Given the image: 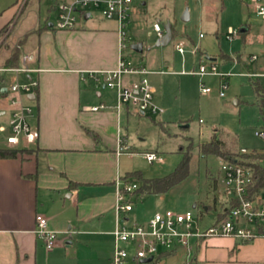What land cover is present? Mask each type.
I'll return each mask as SVG.
<instances>
[{
	"label": "crops",
	"instance_id": "0c3cea01",
	"mask_svg": "<svg viewBox=\"0 0 264 264\" xmlns=\"http://www.w3.org/2000/svg\"><path fill=\"white\" fill-rule=\"evenodd\" d=\"M245 11L255 13L252 4L245 6ZM260 20L259 36L253 34L252 23L244 24L239 30L237 35L242 44L254 39L264 41V21ZM46 23L51 27L34 34L37 36L35 44L30 45L24 34L6 46L0 45V68L12 48L22 42L19 63L14 68L22 66V56L32 55L33 60L26 65L36 70L13 74L10 78L7 73L2 76L6 96L0 99V126L6 130L0 132V136L9 133L8 120L13 110L9 102L12 94L6 89L14 81L32 80L38 85L35 93L20 96L22 104L31 109L27 121L37 134L36 142L29 148L32 152L15 159H0V264H111L115 184L128 173L124 167L125 153H135L123 135L122 115L142 114L129 108L117 113L116 94L104 85L101 71L117 67L118 30L111 32L103 25L57 30L52 27L53 23L47 20ZM5 25H1L0 30ZM6 32L9 36V31ZM177 40L185 41L174 38L173 46ZM220 57L228 62H241L239 53ZM250 59L254 68L245 75L256 78L264 88L259 80L264 78V46L260 57L251 55ZM138 67L145 69L146 75L152 74L145 67ZM140 77L126 75L124 82L129 84ZM150 86L154 100L156 88ZM100 105L104 108L91 111L92 107ZM3 147L8 145H0ZM69 182L75 187L70 189ZM36 215L46 219L47 230L53 233L55 245L50 250L35 234ZM215 216L203 223L201 215V226L213 224ZM124 221L129 226L144 223L131 222L130 213L124 216ZM125 247L132 259V248ZM185 255L181 249L166 254L158 262L141 263L140 260L135 263L264 264V238L250 242L227 237L193 240L188 260Z\"/></svg>",
	"mask_w": 264,
	"mask_h": 264
},
{
	"label": "rangeland",
	"instance_id": "374dc122",
	"mask_svg": "<svg viewBox=\"0 0 264 264\" xmlns=\"http://www.w3.org/2000/svg\"><path fill=\"white\" fill-rule=\"evenodd\" d=\"M53 1L0 0V26L6 23L9 31L6 43L26 34L29 44H35L37 30L46 20L53 23L56 19ZM259 2L264 5L263 0ZM250 4L249 0H135L130 8L128 24L123 29L127 35L128 57L125 60L152 71L144 77L156 88L153 102L161 113L122 115L123 135L135 149L133 154L125 153L124 167L128 173L141 172L143 178H160L171 173L180 161V152H187L192 146L189 172L184 180L163 195L130 198L131 222H146L155 212L165 210L176 213L192 210L195 215H202L205 223L220 212L226 200L221 160L212 155L201 156L198 152V146L207 143L214 132L223 133L226 138L235 137V151H264V139L255 134L264 133L258 99L251 86L256 78L245 75L248 70L253 71L250 57H260L264 41L254 39L242 44L236 35L246 23H252L255 36L260 34V18L245 11V6ZM185 13L188 19L182 21ZM98 18L86 23L79 21L77 27L85 25L87 29L103 25L117 32L114 22ZM156 21L161 28L166 22L170 23L172 37L187 42L183 55L174 50L173 40L164 47H154L157 38L151 25ZM230 32L235 34L231 38ZM138 42L143 45L142 53L130 49V45ZM236 53L241 55L239 63L220 57ZM213 64L219 76L191 74L200 65L209 68ZM6 76L10 78L13 74ZM259 80L264 86V78ZM202 88L210 92L203 94ZM4 137L5 134L0 136L1 146H6ZM147 151L158 153L163 162L149 164L144 156ZM193 205L197 209H193ZM128 260L126 264H136L131 257Z\"/></svg>",
	"mask_w": 264,
	"mask_h": 264
},
{
	"label": "built area",
	"instance_id": "2783aa9c",
	"mask_svg": "<svg viewBox=\"0 0 264 264\" xmlns=\"http://www.w3.org/2000/svg\"><path fill=\"white\" fill-rule=\"evenodd\" d=\"M249 1L254 7L255 14L264 21V5L259 0ZM134 4L135 0H57L55 7L57 15L52 27L57 30H73L79 21L86 22L84 16L87 14L91 16L88 20L98 16L106 21H114L118 27L117 67L110 71H101V74L104 75L105 87L116 94L115 111L119 113L121 110L129 108L142 115L158 114L161 113V110L153 102V89L144 77L147 73L146 70L125 60L128 57L127 35L123 29L128 24V12ZM151 29L158 39L164 35L158 21L152 23ZM234 35L233 32H230L229 38ZM174 48L179 55H183L186 49L185 41L177 40ZM255 58L253 56L252 60ZM32 60V55L22 56L21 67L0 68V77L5 73L17 75L36 71L26 65ZM191 74L219 76L215 65H211L209 68L200 65L198 70ZM90 75L93 73L91 72ZM126 75H141V77L139 80L125 84L124 76ZM224 85H226L225 82ZM37 86V82L32 80L25 83L14 81L6 89L9 94H12L9 102L13 107L8 120L9 133L4 138L5 143L10 147L28 149L36 142L37 134L27 121L31 115V109L22 104L20 96L33 94ZM201 92L207 94L210 90L202 88ZM220 96L222 97L221 93ZM103 108V105L95 106L91 108V111L96 112ZM5 130L6 128L0 126L1 133ZM255 134L264 139V133L256 132ZM240 153L248 152L241 149ZM144 156L149 164L163 162V158L155 152H147ZM220 171L223 175L222 182L226 200L217 215L222 213L224 216L217 219L216 215L214 223L207 227L201 226V215H195L192 210H186L183 213H176L172 210L155 212L144 223L127 225L124 216L132 211L130 198L138 185L134 181L117 180L115 184V227L112 232L114 247L111 264H125L129 258V251L125 246L132 248L133 261L139 262L152 258L150 262H154L162 253H173L181 249L186 252L185 256L188 260L193 240L227 237L241 242H250L264 238V188L256 190L251 187L253 171L235 162H221ZM126 197L127 199H125ZM35 223V234L44 241L47 250L52 249L55 243L53 233L47 230L46 219L41 215H36Z\"/></svg>",
	"mask_w": 264,
	"mask_h": 264
},
{
	"label": "trees",
	"instance_id": "16d2710c",
	"mask_svg": "<svg viewBox=\"0 0 264 264\" xmlns=\"http://www.w3.org/2000/svg\"><path fill=\"white\" fill-rule=\"evenodd\" d=\"M57 4V0L53 1L52 9H55ZM47 23L40 27L37 30V33L42 29H47ZM8 29V25H5L0 30V38H2V42L0 45L6 46V37L8 33L6 32ZM173 31V29H172ZM6 32V33H5ZM174 32V31H173ZM28 35H26L27 37ZM174 37H172V40ZM22 43V42H20ZM20 43L17 44L14 48H12L10 55L4 60L3 68H14L18 66L19 56H20ZM2 76L0 77V99L6 96V92L2 90ZM252 89L257 96L258 99V108L259 114L264 121V88L260 86L258 82H253L251 84ZM36 89H34L35 93ZM192 147V146H191ZM191 147L189 151L180 152L181 158L174 170L166 176L160 178L147 179L143 178L141 172L135 171L127 173L122 177L124 182L134 181L137 183V189L132 193V195H163L165 194L171 187L178 184L182 180H184L188 176L189 172V162L191 158ZM236 147V138L230 137L226 138L223 133L214 132L207 143L200 144L198 146V152L201 156H216L221 160V162H235L241 166L247 167L253 171V181L251 187L253 189H261L264 188V151L257 152L252 151L246 154H241L240 150L235 151ZM237 149V147H236ZM32 152L31 149H25L20 147H3L0 148V159H15L18 156H23L26 154H30ZM75 187V184L69 182V188ZM197 209V207H196ZM217 215V214H216ZM224 214H218L217 219H221ZM168 253H163L156 258V262L160 260V258L164 257Z\"/></svg>",
	"mask_w": 264,
	"mask_h": 264
},
{
	"label": "water",
	"instance_id": "95a60500",
	"mask_svg": "<svg viewBox=\"0 0 264 264\" xmlns=\"http://www.w3.org/2000/svg\"><path fill=\"white\" fill-rule=\"evenodd\" d=\"M90 18H91L90 14H87L84 16V21H87ZM187 19H188L187 14L185 13L182 17V21H187ZM48 27H51V24H48ZM162 29H163L164 35L162 36V38L157 39L155 41L154 47H164L168 45L172 40L171 24L166 22L165 24L162 25ZM131 49L132 51L136 53H141L142 43H136V44L131 45ZM193 209H195V205H193ZM151 259L152 258L144 259L141 261V263H148L151 261Z\"/></svg>",
	"mask_w": 264,
	"mask_h": 264
},
{
	"label": "flooded vegetation",
	"instance_id": "af4514ba",
	"mask_svg": "<svg viewBox=\"0 0 264 264\" xmlns=\"http://www.w3.org/2000/svg\"><path fill=\"white\" fill-rule=\"evenodd\" d=\"M136 44V43H135Z\"/></svg>",
	"mask_w": 264,
	"mask_h": 264
}]
</instances>
